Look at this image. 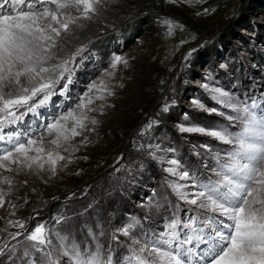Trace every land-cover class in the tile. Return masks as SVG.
Returning a JSON list of instances; mask_svg holds the SVG:
<instances>
[{
  "label": "rangeland",
  "instance_id": "obj_1",
  "mask_svg": "<svg viewBox=\"0 0 264 264\" xmlns=\"http://www.w3.org/2000/svg\"><path fill=\"white\" fill-rule=\"evenodd\" d=\"M166 19L181 27L170 32ZM82 23L83 28L64 37L65 55L87 45L76 57L67 91L60 93L61 81L46 106L4 129L34 133L36 139L42 133V146L66 159L58 162L55 174L48 165L43 170L0 167L5 192L0 264H32L33 259L40 264V254L25 239V229L30 232L37 224L53 230L54 245L60 233L82 249L102 244L104 256L110 252L114 264H135L129 259L133 240L162 232L173 215L187 221L195 211L170 187L191 182L167 172V161L179 159L190 174L215 179L214 157L232 148L208 135L179 131L180 124L188 125L185 114L200 127L240 129L239 121L227 119L232 111L218 105L202 85L241 100L264 98V0H107L99 15ZM116 56L126 64L112 68ZM100 79L112 94L90 105L95 110L88 115L96 123H87L70 145L56 149L45 126L75 108L88 84ZM194 99L218 111L194 109ZM5 146L0 141V148ZM3 177L12 183L5 184ZM60 216L67 219L57 223ZM132 218L139 221L132 233H119ZM9 220L23 221L25 229ZM18 231L21 236L9 237Z\"/></svg>",
  "mask_w": 264,
  "mask_h": 264
},
{
  "label": "snow or ice",
  "instance_id": "obj_2",
  "mask_svg": "<svg viewBox=\"0 0 264 264\" xmlns=\"http://www.w3.org/2000/svg\"><path fill=\"white\" fill-rule=\"evenodd\" d=\"M106 3L107 0H32L28 3L0 0V141L6 144L0 148V167L18 164L43 170L48 165L55 174L58 162L66 159L59 151L42 146V133L36 139L34 133H5L4 129L17 124L27 113H36L46 106L57 95L56 88L61 81L60 93L67 91L75 74L76 57L87 45L65 55L64 37L76 28H83L82 21L93 20ZM163 22L170 32L174 27H181L171 20ZM120 63L126 64V61L116 56L111 66L115 68ZM202 87L213 94L212 99L218 105L232 111L233 115L227 119L239 121L240 129L232 132L228 128L200 127L191 123L185 114L188 125L180 124L179 131L208 135L232 148L223 156L214 157L216 167L211 171L215 179H200L190 174L179 159L167 161L171 165L167 172L191 182H176L170 187L180 201L195 206V211L187 221L173 215L162 232L133 240L129 259L135 264H264V98L241 100L221 88L209 89L208 84ZM105 93L112 94L103 79L92 81L75 108L45 126L44 131L55 137L50 143L56 149L70 145L87 128V123H96L88 115L95 110L90 105L94 99H104ZM192 104L194 109L218 111L199 99H194ZM169 151L174 153L175 149ZM3 180L5 184L12 183L8 177ZM189 188L195 191H188ZM4 197V189L0 188V207L4 206ZM66 219L60 216L56 222ZM8 223L25 229L23 221L9 220ZM138 224L132 218L117 231L129 236ZM25 232V239L40 254V264H62V260L64 264H114L110 252L104 256L102 244L82 249L68 236L56 233L58 244L54 245L53 230L45 224H37ZM8 235L16 239L22 233ZM117 238L114 234L113 239ZM25 255L29 252L25 251ZM32 264H36L35 259Z\"/></svg>",
  "mask_w": 264,
  "mask_h": 264
}]
</instances>
